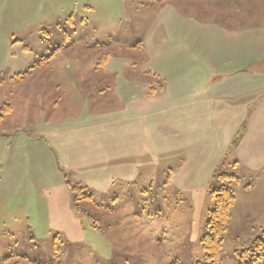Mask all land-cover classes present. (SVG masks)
I'll return each mask as SVG.
<instances>
[{"label": "rangeland", "instance_id": "374dc122", "mask_svg": "<svg viewBox=\"0 0 264 264\" xmlns=\"http://www.w3.org/2000/svg\"><path fill=\"white\" fill-rule=\"evenodd\" d=\"M151 1L0 0V112L7 111L0 132L7 133L9 147L0 157V264H203L201 239L213 207L209 191L221 184L217 173L226 171L238 182L230 184L235 201L215 264H248L249 253L243 252L255 240L264 241V167L240 161L229 168L239 157L237 143L221 158L217 150L224 151L227 130L219 137L209 122L198 123L200 159L172 146L168 152L167 145L157 154L160 141L154 138L152 182L115 181L104 194L91 192V201L76 204L49 184L51 175L40 179L50 164L37 141L41 129L74 116L85 93L98 85L108 108L113 106L118 78L112 70L123 69L118 77L156 88L171 76L145 74L163 69H146L144 53L128 48L169 7L185 8L180 0ZM22 72L27 74L14 78ZM177 111L171 108L172 116ZM167 174L176 177L167 180ZM252 264H264V251Z\"/></svg>", "mask_w": 264, "mask_h": 264}, {"label": "crops", "instance_id": "0c3cea01", "mask_svg": "<svg viewBox=\"0 0 264 264\" xmlns=\"http://www.w3.org/2000/svg\"><path fill=\"white\" fill-rule=\"evenodd\" d=\"M180 3L185 8L169 7L161 13L162 20H151L145 34L128 46L144 53L146 69H163L145 74L171 76L156 88L118 77L123 69L112 70L118 78L114 103L109 101L113 106L108 108L106 94L98 90L103 85H98L85 93L74 116L53 120L41 129L37 141L50 161L47 172L41 170V180L51 175L49 184L60 186L68 196L72 195L68 183L104 194V187L115 181L152 182L154 154L165 153V145L168 152L172 146L200 159L195 156L202 146L198 123L205 122L219 137L220 130H227L222 133L225 149L217 150L221 158L232 142L237 143L239 157L227 164L229 168L240 161L251 168L264 167V0ZM171 108L178 109L177 115L172 116ZM242 123L244 130L236 138ZM6 134L0 132V157L9 149ZM154 138L160 141L156 152ZM171 177L176 175L167 174V180Z\"/></svg>", "mask_w": 264, "mask_h": 264}, {"label": "trees", "instance_id": "16d2710c", "mask_svg": "<svg viewBox=\"0 0 264 264\" xmlns=\"http://www.w3.org/2000/svg\"><path fill=\"white\" fill-rule=\"evenodd\" d=\"M108 54H103L100 57L102 64L106 60ZM26 72L18 73L14 78H22ZM1 84V81H0ZM7 111L2 108L0 117L5 115ZM217 180L220 186L215 189H210L209 196L212 200L213 207L208 212V218L206 222L205 233L201 239V247L205 254V261L203 264H215L220 258L222 235L226 231L230 221V209L234 205L233 190L230 187L232 181L238 182V177L229 173H217ZM74 202L77 204L78 201L92 200L91 192L79 184L68 183ZM264 251V241L261 239L255 240L248 250H245L243 254L249 253V263L252 264L256 260L262 257ZM201 264V263H197Z\"/></svg>", "mask_w": 264, "mask_h": 264}]
</instances>
